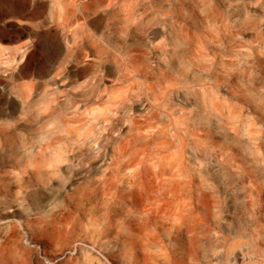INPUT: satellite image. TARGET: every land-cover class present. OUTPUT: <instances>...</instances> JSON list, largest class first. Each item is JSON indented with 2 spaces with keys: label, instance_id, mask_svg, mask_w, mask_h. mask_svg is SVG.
<instances>
[{
  "label": "rangeland",
  "instance_id": "obj_1",
  "mask_svg": "<svg viewBox=\"0 0 264 264\" xmlns=\"http://www.w3.org/2000/svg\"><path fill=\"white\" fill-rule=\"evenodd\" d=\"M31 35L0 69V264H264V0H0V44Z\"/></svg>",
  "mask_w": 264,
  "mask_h": 264
},
{
  "label": "crops",
  "instance_id": "obj_2",
  "mask_svg": "<svg viewBox=\"0 0 264 264\" xmlns=\"http://www.w3.org/2000/svg\"><path fill=\"white\" fill-rule=\"evenodd\" d=\"M52 21V22H51ZM33 23H42L45 26L40 31L46 36L44 37L43 41L45 46L50 50V48H57L60 47L61 51L58 53V64L64 63V61H68L69 59H74L75 57V47H76V39L74 38L73 33L70 34L67 30L59 34L57 39H51L49 36V28L50 25L54 24L52 17H47L42 21H32ZM30 21V23H32ZM38 38L35 36H29L23 40L13 41L9 43H2L0 44V69L3 71H11L15 70L21 64H23L30 55V52L37 46ZM79 47V46H78ZM83 55H85L86 46L85 44L82 45ZM50 57V54H48ZM14 60L12 65H8ZM45 63H51V59H46ZM35 70H47V71H55L57 68H49L46 67L44 69H35Z\"/></svg>",
  "mask_w": 264,
  "mask_h": 264
},
{
  "label": "bare ground",
  "instance_id": "obj_3",
  "mask_svg": "<svg viewBox=\"0 0 264 264\" xmlns=\"http://www.w3.org/2000/svg\"><path fill=\"white\" fill-rule=\"evenodd\" d=\"M14 63V60L11 61L10 63H7V65H12Z\"/></svg>",
  "mask_w": 264,
  "mask_h": 264
}]
</instances>
